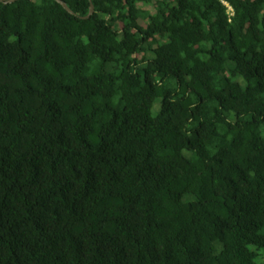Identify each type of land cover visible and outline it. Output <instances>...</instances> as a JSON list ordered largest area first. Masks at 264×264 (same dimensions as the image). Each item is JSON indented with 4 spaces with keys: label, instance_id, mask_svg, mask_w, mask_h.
I'll use <instances>...</instances> for the list:
<instances>
[{
    "label": "trees",
    "instance_id": "obj_1",
    "mask_svg": "<svg viewBox=\"0 0 264 264\" xmlns=\"http://www.w3.org/2000/svg\"><path fill=\"white\" fill-rule=\"evenodd\" d=\"M64 1L0 0V264H255L264 0Z\"/></svg>",
    "mask_w": 264,
    "mask_h": 264
},
{
    "label": "water",
    "instance_id": "obj_2",
    "mask_svg": "<svg viewBox=\"0 0 264 264\" xmlns=\"http://www.w3.org/2000/svg\"><path fill=\"white\" fill-rule=\"evenodd\" d=\"M14 1H16V0H3V2L5 4L12 3ZM56 1L59 2L69 13L73 14L72 9L68 6V4L64 0H56ZM93 12H94V5L91 3L90 11H89V14L87 17H89L91 14H93Z\"/></svg>",
    "mask_w": 264,
    "mask_h": 264
},
{
    "label": "rangeland",
    "instance_id": "obj_3",
    "mask_svg": "<svg viewBox=\"0 0 264 264\" xmlns=\"http://www.w3.org/2000/svg\"><path fill=\"white\" fill-rule=\"evenodd\" d=\"M159 103L156 104V107L154 110L158 109ZM264 260V256L263 255H259L256 259V263L255 264H262Z\"/></svg>",
    "mask_w": 264,
    "mask_h": 264
}]
</instances>
